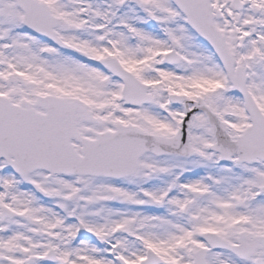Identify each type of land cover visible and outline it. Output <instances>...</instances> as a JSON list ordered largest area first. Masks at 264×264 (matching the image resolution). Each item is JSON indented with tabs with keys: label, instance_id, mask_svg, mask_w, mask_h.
<instances>
[{
	"label": "snow or ice",
	"instance_id": "1",
	"mask_svg": "<svg viewBox=\"0 0 264 264\" xmlns=\"http://www.w3.org/2000/svg\"><path fill=\"white\" fill-rule=\"evenodd\" d=\"M0 264H264V0H0Z\"/></svg>",
	"mask_w": 264,
	"mask_h": 264
}]
</instances>
